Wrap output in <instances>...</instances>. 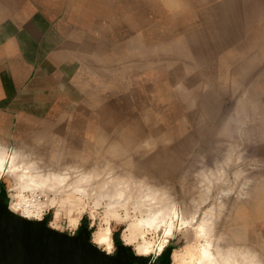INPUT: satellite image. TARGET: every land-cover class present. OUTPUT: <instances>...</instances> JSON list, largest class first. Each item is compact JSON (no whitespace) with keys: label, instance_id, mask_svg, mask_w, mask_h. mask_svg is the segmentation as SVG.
<instances>
[{"label":"rangeland","instance_id":"374dc122","mask_svg":"<svg viewBox=\"0 0 264 264\" xmlns=\"http://www.w3.org/2000/svg\"><path fill=\"white\" fill-rule=\"evenodd\" d=\"M5 1L0 0V139H3L6 144L18 146L25 145L27 142L37 147L40 141L38 136L46 126L54 129L62 128L67 133L83 130L84 124L81 125L78 117L85 114V117L87 115L91 118L98 117L97 110L91 107L95 102L89 100V97L93 98V95L100 93L104 97V104L109 108L114 109L112 106L122 105L123 111H129L127 120L123 119L121 123L124 125V123L131 122L134 127L132 131L127 128L126 124L123 128L128 133L136 135L138 140H141L147 132L159 138L162 131L168 135L173 129L172 132L170 131V139L160 138L161 140L156 141L153 146L142 147L137 142L134 146L136 148L133 147V153L136 160L150 165L152 179L158 181L159 184L175 188L173 197H176V201L178 200L179 210L184 207L183 200L186 199L185 202L190 207L193 198L195 200L200 198L198 193L202 196L200 193L201 189L204 190L202 186L208 184L209 181L212 185V196L219 187L227 188L228 184L224 183V180L221 181L219 177L225 178L228 171L227 178L230 184L234 185L237 179L235 177L233 179V172L238 166L236 156L240 153L244 154L242 157L245 156V161L244 158L243 161L241 160L242 163L250 169L247 176H252L254 168L258 172L264 171V15L255 16L259 8L264 9V0H174L173 4L168 3L167 0H133V2L132 0H7V5L10 2V7L5 6ZM187 3L193 5L192 11L187 10L189 6ZM131 11H134L137 16L144 17L140 18L145 26V32L148 31V35L146 33L145 35L152 40L154 46L158 44L165 46L169 64L174 70L169 66L165 72L164 69L158 73L155 70L153 75L152 73L148 75V78H144V72L136 78L129 70L122 68L119 71L122 80L115 88H112L109 81L102 79L100 74L102 70L94 71L87 66L88 61H92L93 58L90 54L76 60L77 65L74 71V66H71L69 70V64L57 61L49 54L52 52L50 50L58 49V40H68L74 46H78L77 44L82 43L86 38L83 42H86L84 47L88 51L90 48L86 46L101 42V39H117L119 44L126 42L124 46L130 44L128 36L131 37L138 32V26L133 24L134 14ZM199 11L200 13L204 11L214 13L212 28L197 30L202 25ZM186 33L190 35L191 42L183 37ZM75 34L78 36L75 37ZM253 34L259 36L260 44L251 45L255 41ZM220 39L223 40L219 46L217 41ZM189 44L194 45L196 53L207 49L210 51L207 52L209 54L215 53L218 49L215 45L219 46L218 50L221 52L217 53L218 58L227 62V73L225 74V69L217 72L214 66L201 68L196 65L194 53L189 49ZM81 47L72 49L75 55L79 51L77 48ZM213 58L217 60L216 56ZM200 68L208 74L206 78L202 72V78L200 77ZM63 69L65 73L62 76L68 78L57 76V73H62ZM137 70L139 72V67ZM217 73L218 75L222 73L223 76L217 78ZM247 74L249 79L245 78ZM209 75L212 76V83L207 79L210 78ZM181 79L187 81L188 84H184ZM239 80L241 84L240 82L237 84ZM176 81L177 83H173ZM239 85H243L244 89L249 87L245 91L242 88L241 91L242 86ZM111 88L113 90H110ZM66 90L70 92L67 93ZM246 93L247 97L244 96ZM75 97H79L82 103L80 100L79 103L74 102ZM247 98L250 102L253 101L249 105L245 104L249 101L246 100ZM142 100H149L159 107L162 104L163 108L161 111H156L155 107H151L149 111L144 112L139 109ZM128 103L131 109L125 108ZM253 103L255 108H253ZM244 104L248 107L246 108ZM244 108L249 112H246ZM79 111L85 114L77 115ZM244 111L245 114H243ZM232 113H235L233 115L236 117ZM229 116H231L229 120H233L230 123L231 127H229V120L224 119ZM261 116L263 117L262 122L259 119L262 118ZM182 121L187 123L183 126ZM226 121L228 125L225 123V130L229 131L227 132L229 135L225 133L223 127L221 128L223 122ZM211 123L216 125L213 127ZM186 125L189 127L187 128ZM170 126L176 127L178 131L174 132V128L170 129ZM157 127L159 130H156ZM216 130H219L220 134L217 135ZM177 135L178 137L175 138ZM217 136L221 138V143L223 142L219 147H215L218 146L215 140ZM191 137H194L192 143L188 142ZM206 138L213 141L207 140V143ZM201 140L205 142L203 141L202 144ZM212 142L213 144H210ZM233 142V152L230 151L232 146L226 151L228 144L231 145ZM208 144L209 147L206 148ZM210 145L214 146L210 148ZM256 145H258L257 148ZM50 146L42 141L37 152L40 155L46 151V156H43L47 162L51 159V154L48 153ZM253 148L256 149L253 151ZM153 149L157 153L155 158L157 162L153 161L155 160L153 156H150V151ZM255 151L256 153L253 154ZM143 152L145 153L144 159H142ZM227 154L230 157L226 156ZM146 156L149 162L145 160ZM255 158L257 160L261 158L262 163ZM228 159L229 162H227ZM257 166H261V170ZM6 182L10 183L11 177L6 175L0 177V191L3 193L1 202L9 209L10 199ZM182 184L186 185V198L182 196ZM196 189L198 193L195 192ZM53 195L54 193L48 192L47 196L48 199L55 197L56 205L49 208L43 217L48 225L52 222L54 213L59 211L60 226L56 229L70 234L85 232L92 241L93 233L98 230L97 226L99 229L104 228L107 225L104 221L107 220L112 227L113 251L111 254H116L120 250L124 251L133 264L136 263L131 260L132 258L143 261L140 264H158L154 261L155 258L164 253L167 254L168 264H186L180 259H175L174 253L177 252L187 257L192 252L189 245L192 242L198 243L199 238L195 239V237L189 241L183 234V228L175 232L174 236L168 237L167 245L160 251V254L151 250L149 254L138 255L137 245L141 244L145 238L151 241V249H154L158 234L151 227L137 228V236L132 241L128 240L129 225L134 221L132 216H140L141 213L134 203L129 202L128 212L131 215L128 220L117 223L116 219L106 214L107 199L101 200V203L96 205L94 195L84 197L77 193L67 194L66 192L59 196ZM189 198H192V202ZM212 201L213 198L209 199L203 209H206V205L211 206ZM133 207L135 209H132ZM124 209L123 207L118 208L121 216H125L127 212ZM203 209L200 216H202ZM254 212L250 218L256 221L252 220L250 227L262 232L264 231V215L259 209ZM76 218H79V227L73 230L68 227V222ZM176 223L178 224V220ZM254 225L257 228H254ZM125 240L131 243L126 244ZM116 249H118L117 252H115Z\"/></svg>","mask_w":264,"mask_h":264},{"label":"bare ground","instance_id":"6f19581e","mask_svg":"<svg viewBox=\"0 0 264 264\" xmlns=\"http://www.w3.org/2000/svg\"><path fill=\"white\" fill-rule=\"evenodd\" d=\"M6 1H5L6 3L5 6L10 7L9 6L10 2L7 5L8 1L7 2ZM167 1L170 4L174 3V0H167ZM192 6L191 4H189L187 10L190 9V11H192L194 9ZM131 12L132 14H134L133 24L136 25V27L138 26V32L137 34H134L131 37L128 36V40L130 41V44L124 46L126 42L119 44L117 39L114 40L101 39V42L97 41L98 43L94 45L86 46L90 48L88 51V49L84 47L86 45L85 44L86 42H83L85 41L86 38L82 41V43H78L77 44L78 46H74V44L68 40L67 41L58 40L57 41L58 49L55 51L50 50V52L51 51L52 52L49 54H51L57 61H61L63 63L65 62V64H69L68 67L69 70L71 66H74L73 71L75 70V67L77 65L76 60L90 54L91 56H93V58L92 61L90 62L88 61L87 66L89 68H92L94 71L99 72L102 70V72L100 73L102 75V79L104 81H109L111 83L112 88H115L117 84L121 82L122 79L119 71L122 68L129 70V72L132 75H134L136 78L141 74H143L144 72L147 73V74L144 73L145 75L143 74V76H145L144 78H148V75L150 76L151 73H152L151 75H153L155 70L158 73L161 72V70L163 69L165 72L166 68H168L169 66H170L169 68H172L171 64H169V56L165 52V46H163L162 44H158L154 46L152 40L148 39L147 36L145 35V33L148 35V31L145 32V26L142 23L141 18L144 17L142 15L137 16L134 13V11ZM213 15H214L213 12L208 13L204 11L203 13H200L199 11L200 23H202L203 26L201 25L200 27L197 28V30L199 31L201 29L212 28L213 27L212 20L214 17ZM261 15H264L263 8H259L257 14H255V16L257 17ZM253 35H254L253 40L255 41L253 44L251 43V45L254 46L260 44L259 36L255 34ZM74 36L76 37L78 35L75 34ZM214 36L216 35L214 34ZM183 37L188 42H191L189 34L186 33ZM221 40L223 39L217 41L218 42L217 45L220 46ZM158 41L159 43H161L160 39ZM217 45L215 46L216 48L219 49V46ZM80 46L82 47L79 49L77 48V51L79 50L80 52L78 51L77 54L75 55V51L73 52L72 49L74 47H80ZM189 49L193 51L194 59H195L194 62L199 67L206 68L207 66H214L217 72H219V70L221 69H225V74L227 73L226 71V68L228 67L227 62L222 61L220 58H218L217 53L221 52V50L217 49L215 50V53L209 54L207 52L210 51L205 49L202 50L200 53H196V51L194 50L195 49L194 45L191 44H189ZM213 56H216L217 60H215ZM94 59L97 60V62ZM190 65L193 67L192 63ZM138 67H139V72L137 70ZM232 67L230 69H232ZM201 68L199 69V75L202 78V73H203L204 77L206 78L208 74H205V70ZM64 71L65 69L62 70V73H57V76H62L65 73ZM71 74L74 73L71 72ZM174 76L177 75L174 74ZM179 76L182 77L181 75ZM209 76L210 78L207 79H209L208 81L212 83L213 82L212 76L211 75ZM221 76H223L222 73H220L219 75L217 73V78ZM247 76L248 74L246 75L245 78L249 77ZM62 78H68V77L62 76ZM248 79H246V81ZM177 81L173 83H177ZM181 81L184 84H188L187 81H183L182 79ZM239 82L240 80L238 81V83L237 82L236 83L239 84ZM239 86H242L241 89L239 88L242 91L243 85H239ZM112 88L110 90H113ZM184 88H186V86H184ZM246 88L245 89L243 88L244 89L243 91H245ZM66 92L69 93L70 91L66 90ZM78 95L80 97V94ZM81 95L83 94L81 93ZM244 96L247 97L248 94L246 93ZM79 97H75L74 102L79 103L80 100ZM92 97L93 98L89 97V100H92L93 102H95V104L92 105L91 107H93V110L94 109L97 110L98 117L91 118L88 115L85 117L86 114L79 111L77 115L85 114L82 117H78V121L81 122V125L84 124L83 130L71 131L67 133L65 130L63 131L62 128L54 129L46 126L45 130L44 129L41 130V133L38 136L40 141L38 142L37 147H35L31 143L27 144V142L25 145L23 144L18 146L12 144H6V142H4L3 139L2 140L0 139V146L6 148L9 154L13 152L17 154L18 156L17 164H24L25 166L34 165L35 171L38 174L42 175L43 177L47 178L52 186L59 185L57 189L59 194L52 192L54 193L55 196L56 195L59 196L63 192H66L67 194L77 193L84 197H91L92 195H94L96 198V202H95L96 205L100 204L101 200L107 199L108 201H106L107 203L106 214L112 217L118 216L123 220L126 219L128 220V218L131 215V214L129 215L128 212L129 202L131 201L132 203H134V205L140 209L141 213L140 216H132L134 218V221L130 222L129 225L130 235L127 237L128 240L132 241L135 238V236H137V232H136L137 228L142 229L143 227H151L155 229L158 234L157 244L155 243L156 246L154 249H151L152 248L151 241H148L145 238L143 239V242L141 244L137 245V249L146 250L147 254H149L151 250H153L152 252L154 253L160 254V251H162L167 245L168 237L174 236L175 232L182 230L184 228L183 234L189 241H192L193 237H195V239L197 238L199 239L197 244L192 242L189 245L192 252L189 253L187 257H184L183 254H179L175 252L173 256L177 260L180 259L181 261H184L186 264H236V262L240 260L241 256L246 255L248 258H254L255 260L259 261V264H264V231L261 232V230H256L250 227L251 223H253V221L254 222L256 221L250 218L251 214L255 213L254 212L255 210L257 211L259 209L260 213L264 215V171L261 170L262 168L261 164H260L261 166L259 167L257 166L258 169L261 167L260 172L256 171V169L254 168L255 171H253L254 169L252 170V176H247L248 170L250 171V169L249 167H247L242 163L243 160L245 161V156L242 157V155L244 154L241 155V153L239 152L240 154L236 156L238 159V160L236 159L238 166H236L237 168H235L233 172L234 173L233 179L234 177L237 179V180L235 179L236 180L235 184L234 185L230 184V180L229 178H227L228 177L227 174L229 171L227 170L228 172L225 175V178L223 177H219V178H221V181L224 180V183L228 184V187L227 188L219 187V189L216 190L214 196H212L211 194L212 185L210 184L209 181L208 184L202 186L204 187V190L201 189L200 191V193H202L201 194L202 196L199 195L197 191L198 189L195 190V192L197 191L198 196L200 198L196 200L193 198L195 192L192 197L193 199L189 198L190 200L191 199L193 200V203L190 207L187 206V203L185 202L186 185L184 186L183 183L182 196L183 197L185 196L184 198L185 200L183 199L180 200H183L184 207L183 208L181 207V209L179 210L177 206L178 200L176 201V197H173V191L175 190V188H170L162 183L159 184L158 181L152 179L150 177L151 174L150 165H148L144 161L136 160L133 153L134 152L133 147L137 142L142 147L145 145L153 146L156 144V141L161 140L160 138L164 139L167 137L170 139L171 138L170 131L172 132L173 129L170 130L167 135L164 133V131L161 132L162 127H160L161 129L160 132L162 137L160 136L158 138L155 137L153 133L147 132L142 137L141 140H138V137L136 135L128 133L123 128L127 126V128H129L132 131L134 129V127H132L133 124L131 122L124 123V125L121 123L123 122V119L127 120L126 117L129 116L128 113L129 111L127 112L124 110L125 111L124 112L122 110L123 109L122 105L112 106V108L114 109L109 108L104 104V99H103L104 97L102 96V94L100 95V93H97ZM246 100H249V98H247ZM251 102L249 100L245 104L249 105V103ZM139 106H138L139 109H141L144 112L147 110L149 111L151 107L152 108L155 107L154 109L156 111L159 110L161 111L163 108L162 104L160 107L157 105L155 106L149 100H142ZM247 107L248 106H246V108ZM125 108L131 109L130 104L128 103L127 106H125ZM253 108H255V105ZM239 110H241V108ZM245 111L243 114L249 112V111L246 112ZM263 112H264V108H263ZM235 113H232V115L233 114L235 115ZM221 117H223V115H221ZM168 118H170V116ZM230 118L231 116H229V118L225 117L224 119L229 120ZM259 119L262 122L263 117ZM227 122L228 121L223 122V125L219 123L221 125V128L223 127L224 130L226 124L228 125ZM231 122H233V120L232 121L229 120V127H231L230 125ZM181 123H183V121ZM185 123L187 122H184L183 126ZM172 127L170 126V129ZM173 128H174V132L178 131L176 130V127ZM156 130H159V128L157 127ZM153 131L155 130L153 129ZM218 131L217 130L215 131L217 135L220 134ZM207 132H209V130ZM227 132L225 130V133ZM207 134L209 135V133ZM221 135L219 136L221 137ZM219 136H217L216 139L213 138L218 143V146L216 145L215 147H219V145L223 143V142L221 143V138ZM176 137H178V135L175 136V138ZM172 138L174 140V137ZM193 138L192 137L189 138L188 142L192 143ZM205 140L207 142V140L209 139L206 138ZM42 141H45L47 144L51 145L50 148L48 149V153L51 154L50 155L51 159L48 162L43 156V155L46 156L47 154L46 151H44L45 153H42L40 155H38L39 153H37L40 148L39 146L42 144ZM203 141L201 142L202 144ZM209 141H213V140H209ZM210 144H213V142ZM263 144H261V146ZM213 146L214 145L212 146L210 145V148ZM233 146H234V142L231 143V145L228 144L226 151L230 148H231L230 151H232V149H234ZM257 146L258 145H256V148ZM208 147L209 144L208 146H206V148ZM256 148H253V151ZM230 151L229 153L232 154L233 151L232 152ZM150 153H151L150 156H153V158L155 159L157 156L155 149H153V151H150ZM255 153L256 151L253 154ZM250 154L252 156V153ZM142 156H143L142 159H144L145 153ZM226 156H228V154ZM228 157H230V155ZM229 159L227 160V162H229ZM145 160H148V162L150 161L148 157L145 158ZM260 160L262 161L261 158L260 159L258 158L257 161L259 162ZM153 161L157 162L158 160L155 159ZM237 163L235 164L237 165ZM244 163L246 164V162ZM250 166L253 167V165ZM4 168L5 169L7 168V163L4 164ZM211 198H213L211 206L208 205L209 206L208 207L206 205V209H203V206ZM192 200L190 202H192ZM119 207L125 208L124 210L127 211L125 216L120 215V213L118 212ZM132 209H135V207H133ZM202 209H203L202 216H200V212L202 211ZM176 220H178V224L176 223ZM105 228L110 229L112 232V227L110 225V222L108 221L107 225L104 228H100V231L96 230L94 233H96L97 236H102L103 230ZM254 228H257V226L254 225ZM92 241H93V235H92Z\"/></svg>","mask_w":264,"mask_h":264},{"label":"water","instance_id":"95a60500","mask_svg":"<svg viewBox=\"0 0 264 264\" xmlns=\"http://www.w3.org/2000/svg\"><path fill=\"white\" fill-rule=\"evenodd\" d=\"M0 264L133 263L124 251H104L85 232L70 234L54 229L44 218L30 221L13 214L0 201Z\"/></svg>","mask_w":264,"mask_h":264},{"label":"clouds","instance_id":"9594fccd","mask_svg":"<svg viewBox=\"0 0 264 264\" xmlns=\"http://www.w3.org/2000/svg\"><path fill=\"white\" fill-rule=\"evenodd\" d=\"M18 156L15 152L9 154L8 150L0 146V177L7 175L11 177V182L7 183V192L10 203L9 210L13 214H18L20 217L42 221L45 212L56 205L55 197L48 199L47 193L54 192L59 194L58 187L52 186L49 180L35 171L34 165L17 164ZM7 163V168L4 164ZM227 194V193H225ZM43 198V199H42ZM70 215V214H69ZM117 223H122L123 219L114 216ZM60 219V212L56 211L50 227L58 228ZM108 223L107 220L104 221ZM68 227L75 230L79 227V218L72 219L68 222ZM100 231L99 226H97ZM123 238V235H122ZM126 244L131 243L128 240L124 241ZM93 243L98 247H102L109 254L113 251V244L111 238V230L105 228L102 236H97L93 233ZM137 254H147L146 250H137ZM236 264H259V261L254 258H248L246 255L241 256Z\"/></svg>","mask_w":264,"mask_h":264},{"label":"flooded vegetation","instance_id":"af4514ba","mask_svg":"<svg viewBox=\"0 0 264 264\" xmlns=\"http://www.w3.org/2000/svg\"><path fill=\"white\" fill-rule=\"evenodd\" d=\"M1 196H3V193L0 191V201H2V199H1L2 197ZM117 250L118 249H116L115 252H117ZM128 255H129V253H128ZM131 260H133L136 264H140L141 262H143V261H140V260H137V259H133V258ZM145 261L146 260H144V262ZM154 261H156L158 264H168V262H167V254L166 253L160 254L158 257L155 258Z\"/></svg>","mask_w":264,"mask_h":264}]
</instances>
